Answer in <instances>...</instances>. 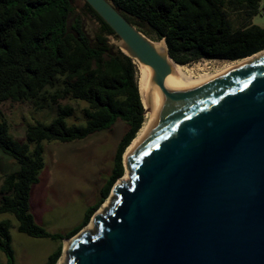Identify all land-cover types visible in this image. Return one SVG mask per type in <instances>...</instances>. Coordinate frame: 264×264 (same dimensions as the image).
Instances as JSON below:
<instances>
[{"label":"water","instance_id":"obj_1","mask_svg":"<svg viewBox=\"0 0 264 264\" xmlns=\"http://www.w3.org/2000/svg\"><path fill=\"white\" fill-rule=\"evenodd\" d=\"M81 2L131 60L142 121L65 264H264V50L177 67L107 0Z\"/></svg>","mask_w":264,"mask_h":264},{"label":"trees","instance_id":"obj_2","mask_svg":"<svg viewBox=\"0 0 264 264\" xmlns=\"http://www.w3.org/2000/svg\"><path fill=\"white\" fill-rule=\"evenodd\" d=\"M107 1L141 34L162 41L168 57L178 65L197 59L234 61L264 50V28L249 24L264 0ZM73 2L0 0V104L27 103L35 112L54 108L49 123L26 125L23 143L11 138L0 113V152L16 165L1 179L0 214L15 220L18 233L37 239L66 240L87 226L122 177L121 152L142 121L131 60L115 45L111 30L83 3V11L98 25L93 40L89 39ZM66 119L82 124L67 125ZM116 121L124 123L125 131L95 205L64 236L39 228L29 214L28 198L43 167L42 144L81 140L109 130ZM8 229V221L0 222V253L4 264H13ZM61 248L43 264H56Z\"/></svg>","mask_w":264,"mask_h":264},{"label":"rangeland","instance_id":"obj_3","mask_svg":"<svg viewBox=\"0 0 264 264\" xmlns=\"http://www.w3.org/2000/svg\"><path fill=\"white\" fill-rule=\"evenodd\" d=\"M73 7L81 18L85 34L93 40L98 30L96 21L83 11L81 0H74ZM249 24L264 28V12L251 17ZM111 43L114 42L111 40ZM68 104L73 106L72 103ZM0 113L11 138L23 143L26 125L34 122L49 123L53 118L54 108L35 112L27 103H2ZM73 123L71 119H66L67 125ZM74 124L81 125L82 122ZM124 131V123L116 121L109 130L93 133L81 140L42 144L43 167L37 174V183L30 187L28 198L29 214L35 225L49 234L61 236L80 225L85 211L95 205L99 190L110 175L113 156ZM15 170V163L0 152V183L2 176ZM124 172L125 168L122 170V177ZM118 180L115 181L116 184ZM110 197L109 191L106 199ZM2 221L9 222L8 234L13 264H43L47 256L59 246L63 247L65 242L31 238L18 233L15 220L8 214H0V222ZM4 263L5 258L0 253V264Z\"/></svg>","mask_w":264,"mask_h":264},{"label":"bare ground","instance_id":"obj_4","mask_svg":"<svg viewBox=\"0 0 264 264\" xmlns=\"http://www.w3.org/2000/svg\"><path fill=\"white\" fill-rule=\"evenodd\" d=\"M152 42H153L154 46H159V47L161 48L162 52L164 53V44H163L162 41H152ZM174 65L177 66V67H181V66H183V65H178V64H174ZM122 158H123V157H122ZM124 160H125V158H123V170H124V168H125L124 176H123L120 180H118L117 185H120L121 183H125L126 181H128V178H129V170H128V168L125 166V164H124ZM110 200H111V197L108 198V199H106L105 202L101 205L100 209H99V210L97 211V213H95V214H97V215H98V214H101L103 211L106 210V208L108 209V207H109V203H110ZM92 228H93V222H92V220H91V221L87 224V226L84 227V228L82 229V231H83L84 233H88ZM76 238H77V236H75V237H73V238H71V239L65 240V242H64V244H63V247H62V251H61V254H62V255H61L60 258L57 260L56 264H65V263H66V260H67V257H66V251L69 249V246H70L72 240H74V239H76Z\"/></svg>","mask_w":264,"mask_h":264},{"label":"built area","instance_id":"obj_5","mask_svg":"<svg viewBox=\"0 0 264 264\" xmlns=\"http://www.w3.org/2000/svg\"><path fill=\"white\" fill-rule=\"evenodd\" d=\"M258 12H264V1L261 3V5L258 8Z\"/></svg>","mask_w":264,"mask_h":264},{"label":"crops","instance_id":"obj_6","mask_svg":"<svg viewBox=\"0 0 264 264\" xmlns=\"http://www.w3.org/2000/svg\"><path fill=\"white\" fill-rule=\"evenodd\" d=\"M50 254H51V253H50ZM50 254H49V255H50ZM49 255H48V256H49ZM48 256H47V257H48Z\"/></svg>","mask_w":264,"mask_h":264}]
</instances>
